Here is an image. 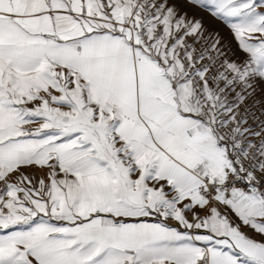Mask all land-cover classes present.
Returning <instances> with one entry per match:
<instances>
[{
  "label": "snow or ice",
  "instance_id": "obj_1",
  "mask_svg": "<svg viewBox=\"0 0 264 264\" xmlns=\"http://www.w3.org/2000/svg\"><path fill=\"white\" fill-rule=\"evenodd\" d=\"M0 264H264V0H0Z\"/></svg>",
  "mask_w": 264,
  "mask_h": 264
},
{
  "label": "rangeland",
  "instance_id": "obj_2",
  "mask_svg": "<svg viewBox=\"0 0 264 264\" xmlns=\"http://www.w3.org/2000/svg\"><path fill=\"white\" fill-rule=\"evenodd\" d=\"M200 14L204 15L205 23L210 29L217 26L216 21L212 20V18L209 17L206 13H200Z\"/></svg>",
  "mask_w": 264,
  "mask_h": 264
}]
</instances>
